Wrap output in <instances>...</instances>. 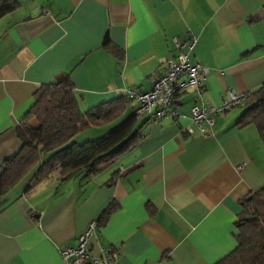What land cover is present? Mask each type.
Returning a JSON list of instances; mask_svg holds the SVG:
<instances>
[{
	"label": "crops",
	"instance_id": "obj_1",
	"mask_svg": "<svg viewBox=\"0 0 264 264\" xmlns=\"http://www.w3.org/2000/svg\"><path fill=\"white\" fill-rule=\"evenodd\" d=\"M17 1L0 17V163L19 148L15 127L38 86L69 74L82 112L126 89L149 90L177 52L173 37L194 39L188 59L207 69L209 105L264 81V16L249 22L264 0ZM106 32L120 57L100 46ZM192 103L191 90L179 92V118L145 122L134 146L94 175L29 171L0 197V264H64L59 249L110 202L91 255L99 245L117 252L114 264H214L233 251L238 200L262 187L264 149L254 126H237L240 105L217 115L207 136L188 135Z\"/></svg>",
	"mask_w": 264,
	"mask_h": 264
},
{
	"label": "trees",
	"instance_id": "obj_2",
	"mask_svg": "<svg viewBox=\"0 0 264 264\" xmlns=\"http://www.w3.org/2000/svg\"><path fill=\"white\" fill-rule=\"evenodd\" d=\"M17 0H0V17L12 11ZM264 16V4L249 22ZM100 46L118 55L106 32ZM32 104L15 127L19 148L0 163V197L16 186L34 167L40 172L52 170L59 180L82 172L91 176L104 166L129 151L140 139V128L149 118L137 124V117L129 115L120 124L93 139L76 143L73 137L91 126L113 122L129 105L125 95L106 103L80 111L69 74H60L51 82L38 86L32 94ZM238 127H255L264 149V81L243 103ZM114 173L107 180L111 183ZM110 202L99 217L103 224L116 208ZM239 210L233 226L236 230V247L214 264H264V183L256 191L246 193L238 200Z\"/></svg>",
	"mask_w": 264,
	"mask_h": 264
},
{
	"label": "built area",
	"instance_id": "obj_3",
	"mask_svg": "<svg viewBox=\"0 0 264 264\" xmlns=\"http://www.w3.org/2000/svg\"><path fill=\"white\" fill-rule=\"evenodd\" d=\"M171 41L177 52L166 60L165 73L153 81L149 90L126 89L124 95L136 104L132 109L135 117L144 116L151 122H157L165 117L179 118L171 108L174 98L179 92L191 90L193 103L189 112L196 131L190 126H186L184 130L188 135L197 133L205 137L214 125L215 117L231 107L243 104L249 97L250 91L239 93L229 89L220 95L218 104L209 105L203 98V81L207 69L197 63H191L188 59V52L194 45V39L180 42L173 37ZM96 227V220L89 221L85 229L75 237L74 246H64L59 249L58 253L64 264H82L87 260L91 263L114 264L117 252L111 248L97 245L96 255H91L88 251Z\"/></svg>",
	"mask_w": 264,
	"mask_h": 264
},
{
	"label": "rangeland",
	"instance_id": "obj_4",
	"mask_svg": "<svg viewBox=\"0 0 264 264\" xmlns=\"http://www.w3.org/2000/svg\"><path fill=\"white\" fill-rule=\"evenodd\" d=\"M135 103H129V105L126 107V109H125V111L120 115V116H118L113 122H111V123H109V124H107V125H104V127L105 128H107L106 129V131H108V130H110V129H112L113 127H115V126H117L118 124H120L124 119H126L129 115H131V113H132V108H134L135 107V105H134ZM134 105V106H133ZM239 108H242V109H244L245 108V105H243V104H241L240 106H239ZM142 118L143 117H138L137 118V124L142 120ZM103 127V128H104ZM79 139H81V138H79ZM72 141H73V139H72ZM78 141H82V140H78ZM81 143V142H80Z\"/></svg>",
	"mask_w": 264,
	"mask_h": 264
}]
</instances>
